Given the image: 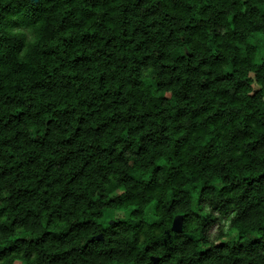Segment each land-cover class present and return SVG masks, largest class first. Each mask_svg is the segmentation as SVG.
<instances>
[{"label": "clouds", "instance_id": "clouds-1", "mask_svg": "<svg viewBox=\"0 0 264 264\" xmlns=\"http://www.w3.org/2000/svg\"><path fill=\"white\" fill-rule=\"evenodd\" d=\"M0 264H264V0H0Z\"/></svg>", "mask_w": 264, "mask_h": 264}]
</instances>
